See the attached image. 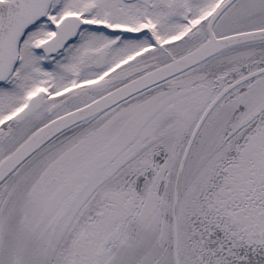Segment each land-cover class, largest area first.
<instances>
[{"label":"snow or ice","instance_id":"1","mask_svg":"<svg viewBox=\"0 0 264 264\" xmlns=\"http://www.w3.org/2000/svg\"><path fill=\"white\" fill-rule=\"evenodd\" d=\"M0 264H264V0H0Z\"/></svg>","mask_w":264,"mask_h":264}]
</instances>
